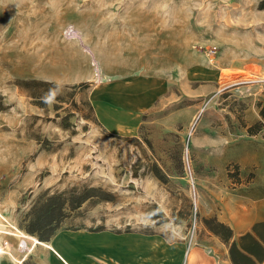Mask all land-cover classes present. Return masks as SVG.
<instances>
[{
	"label": "rangeland",
	"instance_id": "374dc122",
	"mask_svg": "<svg viewBox=\"0 0 264 264\" xmlns=\"http://www.w3.org/2000/svg\"><path fill=\"white\" fill-rule=\"evenodd\" d=\"M256 1L0 0L3 215L23 229L45 192L93 188L50 240L75 249L95 232H159L192 246L210 232L207 218L264 212V127L250 133L264 104ZM32 80L56 83L40 91L61 98L34 104L23 88ZM50 253L36 249L24 264H50Z\"/></svg>",
	"mask_w": 264,
	"mask_h": 264
},
{
	"label": "crops",
	"instance_id": "0c3cea01",
	"mask_svg": "<svg viewBox=\"0 0 264 264\" xmlns=\"http://www.w3.org/2000/svg\"><path fill=\"white\" fill-rule=\"evenodd\" d=\"M262 1H256L257 9L264 12V9L259 8ZM117 100L124 107L133 103L123 97ZM143 115H139L138 128ZM118 117L119 111L109 108L108 124L120 122L117 120L113 123ZM255 207H246L239 213L233 210L234 215L228 220L215 217L217 221L231 228L233 238L229 244L208 230L203 235H198L197 243L189 248L184 236L170 239L159 232H95L78 235L75 249L68 247L67 253L63 254L71 264H234L230 256V245L234 241L250 233L264 245L262 233L254 230L256 224L264 223V212ZM248 255L257 264H264V260L259 262L254 255ZM50 257V264H63L52 253Z\"/></svg>",
	"mask_w": 264,
	"mask_h": 264
},
{
	"label": "trees",
	"instance_id": "16d2710c",
	"mask_svg": "<svg viewBox=\"0 0 264 264\" xmlns=\"http://www.w3.org/2000/svg\"><path fill=\"white\" fill-rule=\"evenodd\" d=\"M259 8L264 9V0L260 3ZM23 84V88H27L29 96L34 100V104L42 108L47 107L48 98L51 97L55 100L61 98L55 94L52 95L48 91H40L41 88L48 86L56 87V83L50 84L32 80ZM260 105L259 112L262 121L258 123V130L251 128V134L259 133L261 128L264 127V104ZM90 107L94 110L92 105ZM56 108L58 109V106ZM145 118L146 114L142 117L143 122L146 121ZM180 167H182L181 159ZM158 177L160 179L163 178L160 175ZM94 192L95 189L93 188L85 189L79 194L76 193L75 189L65 192H45L27 213L25 224L22 226L23 230L37 236L40 240L50 242L52 237L62 228L64 221L95 196ZM205 224L211 232L219 236L225 243H230L233 238V232L229 226L217 221L215 218L206 219ZM254 230L257 232L263 230L261 238L264 241V223L256 224ZM247 253L254 255L259 262L264 260V245L250 233L230 245V256L234 264H257Z\"/></svg>",
	"mask_w": 264,
	"mask_h": 264
},
{
	"label": "bare ground",
	"instance_id": "6f19581e",
	"mask_svg": "<svg viewBox=\"0 0 264 264\" xmlns=\"http://www.w3.org/2000/svg\"><path fill=\"white\" fill-rule=\"evenodd\" d=\"M10 238L17 239L18 241L15 251H21L23 253L18 259L12 250L13 245L9 242ZM3 240L5 246L2 245ZM39 248H44L51 252L61 263L71 264L66 260L63 254L67 253L63 243L55 245L52 242L40 240L37 236L28 233V231L26 232L16 223L12 222L8 217L4 216L0 210V260L8 256L15 260L17 259V264H24L31 254Z\"/></svg>",
	"mask_w": 264,
	"mask_h": 264
},
{
	"label": "built area",
	"instance_id": "2783aa9c",
	"mask_svg": "<svg viewBox=\"0 0 264 264\" xmlns=\"http://www.w3.org/2000/svg\"><path fill=\"white\" fill-rule=\"evenodd\" d=\"M215 49L212 50V53L214 52ZM189 164V162H188ZM197 223H198V218H197V210H195V213H194V216H193V225H192V228H191V231H190V235H194V233L196 232L197 230ZM192 244V240L189 241V246L188 248L191 246Z\"/></svg>",
	"mask_w": 264,
	"mask_h": 264
}]
</instances>
